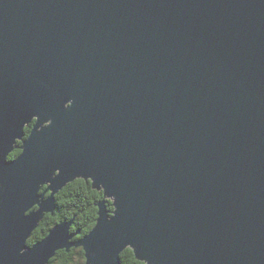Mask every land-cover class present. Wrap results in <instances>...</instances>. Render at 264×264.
Listing matches in <instances>:
<instances>
[{"label":"water","instance_id":"obj_1","mask_svg":"<svg viewBox=\"0 0 264 264\" xmlns=\"http://www.w3.org/2000/svg\"><path fill=\"white\" fill-rule=\"evenodd\" d=\"M77 179L94 228L28 246ZM72 248L264 264V0H0V264Z\"/></svg>","mask_w":264,"mask_h":264},{"label":"trees","instance_id":"obj_2","mask_svg":"<svg viewBox=\"0 0 264 264\" xmlns=\"http://www.w3.org/2000/svg\"><path fill=\"white\" fill-rule=\"evenodd\" d=\"M28 135L29 128H25ZM20 146V142H17ZM19 149H14L8 156V160L15 159L20 154ZM44 189V188H43ZM42 189V190H43ZM103 199L102 191L92 188L90 181L77 179L69 183L55 196L56 208L53 215L43 217L38 228L28 240V246L42 240L48 231L56 224L73 220L71 232H79L74 240H78L88 234L95 225L97 219L96 204ZM107 209L113 210L112 202L108 201ZM119 264H144L136 260L131 249L124 250L119 257ZM49 264H86L84 252L81 248H72L69 252L58 251L49 261Z\"/></svg>","mask_w":264,"mask_h":264},{"label":"flooded vegetation","instance_id":"obj_3","mask_svg":"<svg viewBox=\"0 0 264 264\" xmlns=\"http://www.w3.org/2000/svg\"><path fill=\"white\" fill-rule=\"evenodd\" d=\"M25 128H29V131L31 130V126H27ZM25 131V130H24ZM29 134V133H28ZM28 135H26L25 137H27Z\"/></svg>","mask_w":264,"mask_h":264},{"label":"rangeland","instance_id":"obj_4","mask_svg":"<svg viewBox=\"0 0 264 264\" xmlns=\"http://www.w3.org/2000/svg\"><path fill=\"white\" fill-rule=\"evenodd\" d=\"M53 214H54V213H53ZM46 215H47V214H46ZM50 215H52V214H50ZM41 221H42V220H41ZM41 221H40V222H41ZM39 224H40V223H39ZM95 224H96V222H95ZM94 226H95V225H94ZM37 228H38V227H37ZM93 228H94V227H93ZM93 228H92V229H93ZM47 234H48V233H47ZM86 235H87V234H86ZM84 236H85V235H84ZM73 240H74V239H73Z\"/></svg>","mask_w":264,"mask_h":264},{"label":"bare ground","instance_id":"obj_5","mask_svg":"<svg viewBox=\"0 0 264 264\" xmlns=\"http://www.w3.org/2000/svg\"><path fill=\"white\" fill-rule=\"evenodd\" d=\"M30 126H32V125H30ZM27 127V126H26ZM18 142H20V141H18ZM20 145H21V143H20Z\"/></svg>","mask_w":264,"mask_h":264}]
</instances>
